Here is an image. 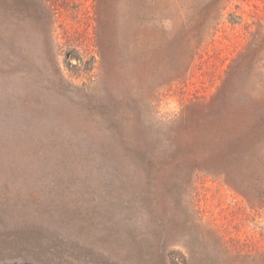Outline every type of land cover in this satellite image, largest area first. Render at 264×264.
Returning <instances> with one entry per match:
<instances>
[{
	"label": "rangeland",
	"instance_id": "obj_1",
	"mask_svg": "<svg viewBox=\"0 0 264 264\" xmlns=\"http://www.w3.org/2000/svg\"><path fill=\"white\" fill-rule=\"evenodd\" d=\"M200 2L0 0V264H264V0Z\"/></svg>",
	"mask_w": 264,
	"mask_h": 264
},
{
	"label": "trees",
	"instance_id": "obj_2",
	"mask_svg": "<svg viewBox=\"0 0 264 264\" xmlns=\"http://www.w3.org/2000/svg\"><path fill=\"white\" fill-rule=\"evenodd\" d=\"M231 1L232 0H201V2L199 4V8H198V13L201 14V19L199 21V25H200L201 29L198 30L199 34H197L199 37L201 36V38H202V36L205 35L208 28H203V27H205V25L207 24V21L212 20V19L217 20L220 16V12L222 11V9L226 8V6ZM190 8L194 9L195 7H190ZM200 42L202 43L203 40H200ZM220 90H221V87H220L219 91ZM217 96H218V93H217L216 97ZM220 102H218V104ZM224 103H226V102H224ZM224 103H223V105H225ZM259 124L262 127H264V113L259 117ZM253 174H255V173H253ZM259 178H264V168H263V171L261 172L260 176L258 178L253 176L252 180H256Z\"/></svg>",
	"mask_w": 264,
	"mask_h": 264
}]
</instances>
